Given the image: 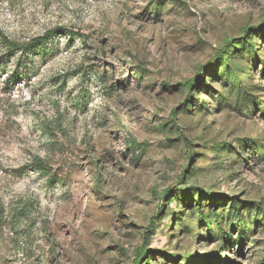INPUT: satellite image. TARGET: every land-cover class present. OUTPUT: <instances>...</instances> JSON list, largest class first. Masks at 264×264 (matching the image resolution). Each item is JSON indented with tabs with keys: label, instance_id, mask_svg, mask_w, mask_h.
I'll return each mask as SVG.
<instances>
[{
	"label": "rangeland",
	"instance_id": "374dc122",
	"mask_svg": "<svg viewBox=\"0 0 264 264\" xmlns=\"http://www.w3.org/2000/svg\"><path fill=\"white\" fill-rule=\"evenodd\" d=\"M0 264H264V0H0Z\"/></svg>",
	"mask_w": 264,
	"mask_h": 264
},
{
	"label": "trees",
	"instance_id": "16d2710c",
	"mask_svg": "<svg viewBox=\"0 0 264 264\" xmlns=\"http://www.w3.org/2000/svg\"><path fill=\"white\" fill-rule=\"evenodd\" d=\"M246 29H248V28H246ZM61 33L67 34V35H69V34L73 35L74 34L70 30H67L65 28L54 27V28L48 30L47 32H45L43 35L34 38L31 42H29L25 46H27L28 48H33L34 46H36L38 44L41 45L44 41L48 40L51 37H56L57 35H59ZM14 49H20V48H14Z\"/></svg>",
	"mask_w": 264,
	"mask_h": 264
}]
</instances>
